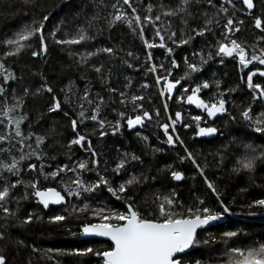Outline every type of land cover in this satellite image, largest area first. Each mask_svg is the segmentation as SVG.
<instances>
[{
	"label": "snow or ice",
	"instance_id": "snow-or-ice-1",
	"mask_svg": "<svg viewBox=\"0 0 264 264\" xmlns=\"http://www.w3.org/2000/svg\"><path fill=\"white\" fill-rule=\"evenodd\" d=\"M25 4L32 5L35 12H40L39 19L33 16L32 22L24 24L19 30L13 32L12 35L0 39V45L3 46V52L0 53V211L4 213V219L15 217L20 210L21 201L30 198L48 209L49 205H68L64 211L68 212V216L64 214H54L48 218L49 223L62 224L71 216L79 219V214L90 213L95 222H85L81 225L82 235L92 237H105L111 241V245L101 249L93 247L77 248L68 251L67 255L88 256L102 258L100 264H182L184 256L190 255L189 249L198 246L201 241L197 239L198 229H204L213 221L222 218L224 213H229L230 208L223 200L220 199V193L217 192L214 184L204 175L205 166L197 163L193 154L185 147V156L180 160L188 159L198 170L199 174L204 178L207 187L216 196L219 211L205 205L204 200L197 198L196 207L185 208L182 201L176 198V192L173 189L167 194H162L156 189L149 188L152 192L151 203L154 207L145 209L141 212L139 203L136 200L137 191L149 180L155 182L157 176H149L152 171L151 167L145 165V161L135 152H124L117 158L115 166L111 169L115 175H120L122 169L136 162L141 170L139 172L127 171V178L113 184L112 180L100 173L101 160L99 154L92 147V142L86 135L76 131L78 120L83 124L85 120H91L96 123L99 129V136L103 137L107 133L104 131L107 126L114 135L126 125L129 130L143 127L146 121L153 119V114L144 109L143 102L145 96L143 94L129 93L121 91L116 87L108 86L106 91L110 94L107 98L99 92L91 94V89L85 87L78 97L79 111L76 112L77 118H69L70 124L75 136L66 144L61 145L67 147L69 151L73 145H78L81 149L90 153L88 159H77L74 162L57 164L52 170L45 171V160L55 159V155L49 156L48 148L60 144L58 137L60 133L55 126L48 127L44 132L33 131L34 123H39L46 113L62 112L65 117H69L68 111L62 109L61 101L56 97L53 88L45 81L39 88L31 89L28 86H21L19 94L16 89H11L9 81H16L18 77L15 72L10 70L5 61L9 57H19L23 52L33 47V41L38 40L39 51L33 50L30 55L38 57L48 52L47 39L57 45H78L82 42L92 41L97 35L104 31H111L117 24H124L133 33L138 34L143 41L146 49L166 48L168 66L161 62L153 63V54L147 51L145 54L144 64L145 74L152 73L155 85L159 87V96L166 97L163 102L165 113H168L167 100L172 98V94L177 86H180V96L178 103H187L194 105L197 109L202 110L204 115H190L191 121L195 125V135L200 137H216L222 136L223 132L214 125H209L208 120H215L218 116H229L231 120L236 117L231 114L228 107V101L225 100L226 92H234L235 89H227L220 91V81L215 80L213 84L217 89L209 100L201 97L200 93L203 89H208L211 85L207 80H200L194 85L185 86L181 84L182 80L191 81L194 74L202 71L203 65L209 60L219 57V62L223 64L224 58H231L238 62L240 69H248L249 65L264 66V35L255 39V42L249 43L246 39L236 36L241 31L240 25L242 20L234 22L232 16H229V8L224 5H231L232 9H236L234 0H222L217 7V0H160L158 5L148 3L144 8V15L141 17L137 12V8L133 7L131 0H81L79 11L71 13V18L67 24L63 21L57 25L48 37L45 36V22L49 20V14L46 0H23ZM264 5V0H259ZM248 14H252V10L256 7L254 0H242ZM124 5L131 9L129 13ZM207 5L208 7H204ZM7 0H0V7H7ZM154 7H158L156 15H152ZM90 9V10H89ZM111 9V10H109ZM211 9V11L209 10ZM264 11V9H262ZM223 13L226 23L221 24L219 19ZM235 12H233V16ZM200 17L203 20L202 26L190 25V21ZM179 22L180 38L177 39V29L173 27L174 19ZM68 25H71L70 29ZM146 25H150L153 29V40L150 42L144 36ZM254 27L264 33V20L260 16L254 17ZM220 31L217 33L216 29ZM63 29V31H62ZM94 30V31H93ZM60 37L57 32H61ZM209 36L211 39H209ZM197 37L202 38L201 43L206 45L207 51L202 47L199 50H192V59L189 60L187 55L183 58L185 70L183 75L173 76V71L179 68V64L173 55L174 49L168 47L166 40L171 44L180 47L190 45ZM158 38V40H157ZM117 49L113 47H99L94 51L79 53L69 50L70 57H76V62L80 66L88 65V61L101 53L107 54L109 57H115ZM122 51V50H120ZM133 56L132 52L127 53ZM139 59V56L135 57ZM129 68L133 65L124 60ZM97 74L101 83L109 85V77L111 73L102 72L103 64L90 66ZM264 77V69L255 67L249 69L245 76H241V80L246 83L247 89L251 92V103L240 111V117L247 122L248 129L251 133L259 134V136H251V140L262 141L259 144L247 142L244 139L233 137L230 143L223 144L221 149L217 151L218 165H222L226 158V154L230 144H234L241 151L234 154V162L232 172L235 174L246 173L248 180L254 182V176L259 165H264V110L253 111L252 104L260 101V107L264 109V86L260 83H254L253 77ZM20 80L23 76L19 77ZM128 83L125 88L131 86V78H127ZM150 85L143 83L140 85L142 89H147ZM191 88V91H189ZM65 92L64 104L71 105L73 101L70 99L69 93L75 95L73 86L70 84ZM51 94V103L46 107L45 112H40L35 120H30L28 113L24 111L26 98L28 96L36 97L42 93ZM90 94L92 98L90 99ZM112 94L118 97L115 99ZM151 102V98H149ZM121 105V110L113 109L117 113L115 121L107 120L106 116H102V111L109 104ZM85 104L89 107L85 108ZM131 105L129 114L128 106ZM235 106V105H234ZM86 111L90 112L86 115ZM154 115L159 119L160 111L156 109ZM169 122L159 123L158 126L163 130L166 137L164 143L169 146H175L179 143L183 146L184 142L177 132V124H181L184 129L192 127V125L183 122L181 111H176L174 116L167 115ZM27 121V131L22 125ZM204 126H201V122ZM43 127V126H42ZM171 130V131H170ZM140 136V133H136ZM248 136V133H244ZM52 143H48L49 140ZM144 142L148 141L147 136H142ZM152 153L162 151L158 148H152ZM34 161H39L37 164ZM107 162L105 169L107 170ZM95 172L96 179L86 180L84 174L87 172ZM159 172L167 171L173 181H182L185 179L184 174L173 169L171 165H166L159 169ZM7 173V175H5ZM71 173V176L68 174ZM22 174H30L28 179H24ZM12 177H16L12 180ZM59 177V179H57ZM56 182L63 190L58 191L56 187L49 186L50 182ZM22 188L20 193L15 190ZM102 189L115 197L116 200H122L125 203V210L112 209L107 205L91 207L85 202L87 197L85 194H91ZM241 191H247L242 188ZM66 197L81 201L80 205L71 204ZM144 203H148V195L143 198ZM15 202L16 207H10ZM234 202V201H233ZM249 209H264V198L254 199L247 204ZM250 215H256L255 212ZM37 220L42 217H35ZM33 215L25 216L22 223H31ZM70 231V229H69ZM211 236V234H209ZM224 237L231 240L239 235L236 231L225 232ZM5 239V232H0V240ZM214 240V238H213ZM228 240L225 241L227 244ZM16 244L24 246L23 241H15ZM204 244L209 243L208 240L203 241ZM33 251H37L33 248ZM51 251V250H49ZM225 255L227 260L223 264H264V241H253L251 244L241 245L239 242L230 245ZM52 259V257H49ZM0 264H8V260L3 252H0ZM79 264V262H76ZM193 264H205L197 259Z\"/></svg>",
	"mask_w": 264,
	"mask_h": 264
},
{
	"label": "trees",
	"instance_id": "trees-1",
	"mask_svg": "<svg viewBox=\"0 0 264 264\" xmlns=\"http://www.w3.org/2000/svg\"><path fill=\"white\" fill-rule=\"evenodd\" d=\"M159 2L160 0H131L133 7L137 8V12L141 17H143L144 8L148 3H152L155 6ZM164 2L167 3L168 0H164ZM220 2L222 0H217V7H219ZM46 3L47 8L45 11L49 14V20L45 22V36L47 38L48 33L61 24L62 21L67 24L71 18V13L79 11L81 0H46ZM235 4L236 9H232L231 5L225 4L224 6L229 8L228 15L233 17L234 22L237 20L243 21V24L240 25L241 31L236 33V36L253 43L257 37L264 35V33L254 27L255 16H260L264 20V11H262L264 5L257 1L255 10L249 15L242 3ZM7 5V7H0V39L12 35L24 24L31 23L34 14L37 19L41 15L40 12L34 13L32 5L25 4L23 0H7ZM204 7L208 6L205 5ZM124 8L131 13V9L127 5H124ZM209 10L211 11V9ZM157 11H159V8L154 7L152 15H156ZM233 12H235L234 16ZM173 19V27L177 29L176 38L179 39L180 32L178 28L180 25L176 18ZM219 19L221 24L226 23L223 13L220 14ZM202 24L203 20L200 17L190 21V25L193 26L199 27ZM68 27L72 28L71 25H68ZM62 31L57 32L58 37L62 35ZM216 31L219 33L220 29L217 28ZM144 36L150 42L153 40V29L150 25L145 26ZM201 39L197 37L190 45L180 47L166 40L167 46L174 49L173 55L179 64V68L173 71V76L179 77L183 75L185 70L183 58L187 55L189 60H191L193 49L199 50L203 47L205 52L207 51V47L201 43ZM209 39H211L210 36ZM47 44L48 52L46 54H41L38 57L30 55L31 51H39L40 48L38 40H34L31 49L26 50L19 57H9L5 61L9 69L14 71L18 77L16 81L8 82L10 85L9 92H11V89H16L17 94H19L22 85L34 90L46 81L53 88L56 97L61 101L62 109L69 113V117H65L62 112L46 113L39 123H34L33 125L32 130L36 132L42 133L48 127L55 126L60 133L58 137H55V139L60 141V144L47 149L49 156L55 155V159L45 160V171L52 170L48 165L54 168L57 164L69 163L70 160L74 162L77 159H88L90 156L89 152L81 149L78 145H73L70 151L67 147L61 146L66 145L75 136L69 118L78 119L76 116V112L79 111L78 97L86 86L91 89V94L99 92L106 100L110 95L106 91L108 86L116 87L129 93L143 94L145 99L141 103H143L144 109L153 114V119L146 121L142 129L130 131L125 125L113 135L106 126L104 131L107 134L100 137L99 129L95 122L85 120L83 124H80L78 120L76 131L86 135L91 140L92 147L99 154L101 160L100 173L109 177L115 184L127 178V171L139 172L141 168L136 162H132V164L126 166V169H122L118 176L111 170L115 166L118 156L126 151L135 152L145 161L146 166L151 167L152 171L148 175L158 177L155 182L149 180L148 184L137 191L136 200L142 213H144L145 209L151 210L154 207L151 203L152 192L149 185L162 194H167L174 189L176 198L183 202L185 208L198 206L197 198H200L204 200L205 205L219 211L215 194L207 187L204 178L199 174L195 166L188 159L180 160V157L185 156L184 148L186 147L196 158L197 163L202 166L206 165L204 175L214 184L217 192L220 193V199L229 206L230 212L224 213L213 228L198 232L197 239L201 243L189 251L190 255L184 256L182 264H193L197 259L205 262V264H223L227 260L225 251L233 243L239 242L241 245H245L251 244L256 240L264 241V209H249L247 207V204L252 200L264 198V165L257 167L253 182L248 180V174L246 173L235 174L232 172L234 154H239L241 151L234 144H230L222 165H218V157L216 156L222 145L230 143L233 137L244 139L254 145L262 142L250 139L251 136H259V134L251 133V130L247 127V122L240 117V111L251 103V92L247 89L246 83L241 80V76L246 77L249 69H254L255 67L264 69V66L249 65L248 69L242 71L237 61L231 58H224V62L221 64L219 62L220 58L216 57L204 64L202 71L194 74L191 81H181V84L188 86L189 84L194 85L200 80H207L211 86L208 89H203L200 93L206 101L217 91L213 84L215 80L220 81V91H226L230 88L235 89L234 92H226L224 98L228 101L226 106L231 114L236 117V120H231L229 116L224 115L218 124L223 135H218L213 140H201L195 135V125L191 121L190 115L199 114L206 116V114L200 113L187 103L177 102L181 93L180 86L172 98L167 100L168 113L166 114L163 108V102L166 97L159 96L160 86L155 85L153 74L150 72L145 74V68L147 67L144 64L146 52H152L153 63L160 64L163 62L165 67H167L170 58L167 55L166 48L146 49L138 34L133 33L124 24H117L110 32L104 31L97 35L94 40L82 42L78 45H57L51 39H47ZM261 46H264V42H262ZM99 47H113L118 51L115 57H109L104 53L92 57L86 66H80L76 62L77 58L74 56L70 57L68 54L69 50L85 53L94 51ZM3 50V46L0 45V53ZM128 52H132L133 56H128ZM136 56H139V59H136ZM124 60L131 63L133 67L129 68L127 64L123 63ZM100 64H103L102 72L111 73L109 85L102 84L98 74L90 67L91 65L99 66ZM21 76H23L22 80L19 79ZM127 78H131V86L129 88H125L128 83ZM253 82L264 86V77L257 75L253 77ZM143 83H148L150 86L147 89H142L140 85ZM70 84L76 94L69 93L73 103L66 105L64 104L65 92H62L61 89L67 90ZM189 91H191V88H189ZM91 94L90 99L92 98ZM112 95L115 99H118L115 94ZM149 98H151V102H149ZM50 103L51 94L46 92L36 97L28 96L24 111L28 113L29 119L34 121L40 112H45L46 107ZM260 105V101L252 104L254 113L264 110ZM88 107L85 104V108L88 109ZM113 109L121 110V105L118 103L109 104L101 115L106 116L109 121H115L118 117ZM128 109L129 114L135 115V113L131 112L130 104ZM156 109L160 111L159 119L154 115ZM176 111H181L183 122L192 125V127L184 129L181 124H177V132L184 144L181 146L177 143L173 147L164 143L166 137L158 124L169 122L167 115L171 114L174 116ZM89 114L90 112L86 111V115ZM201 126H204L203 121ZM22 128L27 131V121L22 125ZM137 132L140 133V136L136 135ZM244 133H248V136H244ZM142 136H147L148 141L144 142L141 139ZM48 143H52V140L50 139ZM152 148H158L162 151L153 154ZM34 162L39 164V161ZM105 162L108 165L107 170L105 169ZM166 165H171L173 169L181 171L185 179L181 182H175L167 171H158ZM22 175L24 179H28L30 176V174ZM71 175V173L68 174V176ZM84 178L86 180H94L96 179V173L94 171L87 172L84 174ZM15 179L16 177H12V180ZM49 186L56 187L58 191L64 194L62 188L56 182H50ZM242 188H246L247 191L242 192ZM15 191L20 193L22 188H18ZM146 193L148 195V203H144L143 200ZM85 196L87 197L85 202L89 203L91 207L107 205V207L112 209L125 210L124 201L116 200L115 197H112L105 190L97 189L96 192L85 194ZM66 198L70 200L71 204H81V201L75 197ZM67 206L51 208L49 211H45L43 207L36 204L35 199L30 198L26 201H21L20 210L15 217H8L5 220L4 213L0 211V232H5V239L0 240V252L6 255L8 264H76V262H79V264H100L102 259L100 257L92 255L80 257L66 254L68 251L77 248L93 247L94 249L102 250L103 247L111 245L110 242L103 240H78L81 234V225L85 222H95L90 213L79 214V219L76 216H71L62 224L48 222V218L54 214L68 216V212L64 211ZM10 207L15 208V202L10 204ZM252 212H255L256 215H250ZM28 214L33 215L32 222L22 223ZM37 216L43 219L37 220L35 218ZM229 231H236L239 235L228 240L223 234ZM204 240H208L209 243L204 244ZM226 240H228L227 244L225 243ZM15 241H23L24 246L16 244ZM33 248H36L37 251H33ZM49 257H52V259H49Z\"/></svg>",
	"mask_w": 264,
	"mask_h": 264
},
{
	"label": "water",
	"instance_id": "water-1",
	"mask_svg": "<svg viewBox=\"0 0 264 264\" xmlns=\"http://www.w3.org/2000/svg\"><path fill=\"white\" fill-rule=\"evenodd\" d=\"M257 1H259V0H254V3L256 4V2ZM234 2L235 3H242V0H234ZM243 4V3H242ZM244 6V5H243ZM244 8L246 9V6H244ZM255 10V8L252 10V12ZM178 88H179V86H177V89H175L174 90V92H173V94H172V96L176 93V91L178 90ZM190 107H192V108H195V109H197L194 105H189ZM146 123V122H145ZM145 126V125H144ZM143 126V127H144ZM143 127H140V126H137V128H135V129H132V130H136V129H142ZM217 137V136H216ZM216 137H200V136H198V138L199 139H201V140H213V139H215ZM183 181V180H182ZM175 182H181V181H175ZM62 194V193H61ZM63 195V194H62ZM66 200H67V198H66ZM36 201V200H35ZM36 204L37 205H40V204H38L37 202H36ZM41 207H43L42 205H40ZM64 206H66V205H49V207H48V209H45L44 207V209H45V211H48L49 209H51V208H61V207H64ZM218 223V220L217 221H213V222H211L209 225H207V226H205V228L204 229H198V232L199 231H204V230H208V229H210V228H213L216 224ZM81 233H82V229H81ZM78 240H103V241H107V242H110L111 243V241H109L107 238H105V237H92V236H85V235H82V234H80V236L78 237ZM191 249H189L188 250V252L190 251Z\"/></svg>",
	"mask_w": 264,
	"mask_h": 264
},
{
	"label": "flooded vegetation",
	"instance_id": "flooded-vegetation-1",
	"mask_svg": "<svg viewBox=\"0 0 264 264\" xmlns=\"http://www.w3.org/2000/svg\"><path fill=\"white\" fill-rule=\"evenodd\" d=\"M201 95V94H200ZM202 97V96H201ZM227 107V106H226ZM200 113H203L202 112V110H200V109H197ZM206 114V113H205ZM222 117H217L215 120H208V124L209 125H214V126H216L217 128H219L218 127V124H219V120L221 119ZM137 130H139V129H136V130H130V131H137ZM163 131V130H162ZM50 210V209H49ZM48 210V211H49Z\"/></svg>",
	"mask_w": 264,
	"mask_h": 264
}]
</instances>
